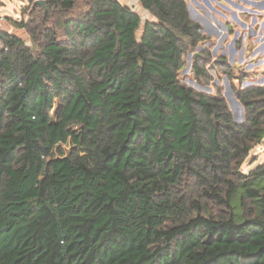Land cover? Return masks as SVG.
I'll list each match as a JSON object with an SVG mask.
<instances>
[{
    "label": "trees",
    "instance_id": "16d2710c",
    "mask_svg": "<svg viewBox=\"0 0 264 264\" xmlns=\"http://www.w3.org/2000/svg\"><path fill=\"white\" fill-rule=\"evenodd\" d=\"M137 1L142 27L119 0H46L30 44L0 30V264H264V161L241 169L264 83L232 88L235 122L180 80L208 39L186 0ZM207 64L232 77L203 48L198 80Z\"/></svg>",
    "mask_w": 264,
    "mask_h": 264
},
{
    "label": "rangeland",
    "instance_id": "374dc122",
    "mask_svg": "<svg viewBox=\"0 0 264 264\" xmlns=\"http://www.w3.org/2000/svg\"><path fill=\"white\" fill-rule=\"evenodd\" d=\"M84 1L76 0L79 9L84 6ZM119 1L139 13L141 27L147 19H152L149 12L143 9L137 0ZM252 1L254 0H219L218 2L224 7L217 8V1L214 4L213 0H186L187 4H190L193 20L205 28L201 33L208 39L185 52L183 68L179 73L180 80L197 91L208 94L219 92L228 107L230 103H232L231 106L235 105L232 96L228 94V88H244L264 83V4L252 3ZM30 7L32 8L30 0H0V30L13 33L30 44L29 33L19 25L22 21L29 23ZM35 15L39 16L38 12H35ZM199 45L200 50L197 49ZM203 48L210 51L212 58H215L213 52L216 56H225L232 69L233 78H229L223 72H215L210 64H207L205 68L211 79L208 82L198 80L192 71V60L194 53H200ZM188 53L190 58L187 56ZM189 62L190 67L184 71ZM237 112L240 116L241 111L238 109ZM60 147L62 152L67 154L71 144H60ZM263 161L264 140L249 152L241 169L246 172Z\"/></svg>",
    "mask_w": 264,
    "mask_h": 264
},
{
    "label": "water",
    "instance_id": "95a60500",
    "mask_svg": "<svg viewBox=\"0 0 264 264\" xmlns=\"http://www.w3.org/2000/svg\"><path fill=\"white\" fill-rule=\"evenodd\" d=\"M247 1H249V0H247ZM260 1H261V0H260ZM262 1H263V0H262ZM252 2H255V1H252ZM37 4H38V5H41V6L44 8V11H46V9H47V7H46V0H34V1L32 2V7H34V6L37 5ZM187 11H188V15H189V17L192 18V19H194L193 16H192V14H191V11H190L189 4H187ZM204 30H205V28H201V29H200V31H204ZM197 49L200 50V49H201V46L199 45V46L197 47ZM197 54H198V52H195L194 55H193V58H194L195 56H197ZM187 56H188V58H190V54H189V53L187 54ZM213 56H214V57L216 56V53H215V52H213ZM189 67H190V62L188 63L187 67L184 68V71H186ZM228 94H230V95L232 96L233 103H237V104L241 107V113H240V116H239V113H238V112H235V114L233 113V119H234V121L237 122V123H240V122L243 121V117H244V114H243V113H244V111H243V107H242V105L240 104V102L237 100V98L234 96L233 91H232L231 88H228ZM231 105H232V103H230V105H229L230 110H231Z\"/></svg>",
    "mask_w": 264,
    "mask_h": 264
},
{
    "label": "crops",
    "instance_id": "0c3cea01",
    "mask_svg": "<svg viewBox=\"0 0 264 264\" xmlns=\"http://www.w3.org/2000/svg\"><path fill=\"white\" fill-rule=\"evenodd\" d=\"M213 1H214V4H215V2L217 1V2H216V3H217V4H216V7H217V8H219V6L224 7V5H221L222 3H219V2H218L219 0H213ZM252 3H253V2H252ZM254 3H263V4H264V0H263V1H262V0H261V1H255ZM189 5H190V4H189ZM216 7H215V9H216ZM224 9H225V8H224ZM216 10H217V9H216ZM224 55H225V53H224ZM215 57H216V56H215Z\"/></svg>",
    "mask_w": 264,
    "mask_h": 264
},
{
    "label": "bare ground",
    "instance_id": "6f19581e",
    "mask_svg": "<svg viewBox=\"0 0 264 264\" xmlns=\"http://www.w3.org/2000/svg\"><path fill=\"white\" fill-rule=\"evenodd\" d=\"M237 103H235V105L231 106V110L232 112L235 114V112H237V110L239 109L241 111V107L238 105H236ZM240 107V108H239Z\"/></svg>",
    "mask_w": 264,
    "mask_h": 264
},
{
    "label": "built area",
    "instance_id": "2783aa9c",
    "mask_svg": "<svg viewBox=\"0 0 264 264\" xmlns=\"http://www.w3.org/2000/svg\"><path fill=\"white\" fill-rule=\"evenodd\" d=\"M254 3V2H253Z\"/></svg>",
    "mask_w": 264,
    "mask_h": 264
}]
</instances>
